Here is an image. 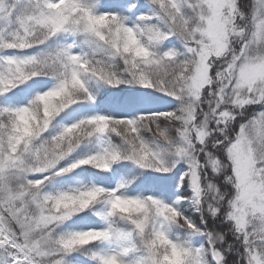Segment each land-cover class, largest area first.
Returning <instances> with one entry per match:
<instances>
[{
	"label": "snow or ice",
	"instance_id": "obj_1",
	"mask_svg": "<svg viewBox=\"0 0 264 264\" xmlns=\"http://www.w3.org/2000/svg\"><path fill=\"white\" fill-rule=\"evenodd\" d=\"M0 264H264V0H0Z\"/></svg>",
	"mask_w": 264,
	"mask_h": 264
}]
</instances>
